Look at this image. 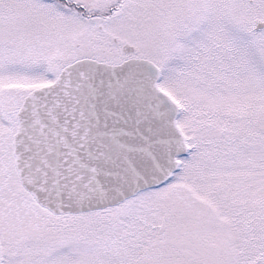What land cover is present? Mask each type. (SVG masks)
<instances>
[{
	"label": "snow or ice",
	"instance_id": "obj_1",
	"mask_svg": "<svg viewBox=\"0 0 264 264\" xmlns=\"http://www.w3.org/2000/svg\"><path fill=\"white\" fill-rule=\"evenodd\" d=\"M0 264H264V0H0Z\"/></svg>",
	"mask_w": 264,
	"mask_h": 264
}]
</instances>
